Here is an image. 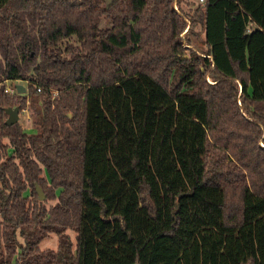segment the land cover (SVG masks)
Returning <instances> with one entry per match:
<instances>
[{"label": "trees", "instance_id": "1", "mask_svg": "<svg viewBox=\"0 0 264 264\" xmlns=\"http://www.w3.org/2000/svg\"><path fill=\"white\" fill-rule=\"evenodd\" d=\"M181 1L0 0V264H264V31Z\"/></svg>", "mask_w": 264, "mask_h": 264}, {"label": "rangeland", "instance_id": "2", "mask_svg": "<svg viewBox=\"0 0 264 264\" xmlns=\"http://www.w3.org/2000/svg\"><path fill=\"white\" fill-rule=\"evenodd\" d=\"M199 3L196 0H182L179 4V7L186 12L191 14L193 8L196 4ZM250 15L252 18V27L261 28L264 31V0H250ZM101 24L105 26L104 18H101ZM195 31L197 35L190 37V44L193 48L197 50H204L203 45V34L200 33V27L196 26ZM16 83L18 82H8L6 85L10 88L15 87ZM23 86L26 88V84L22 83ZM18 122L21 125L22 129L28 133H34L33 128V115L32 112L28 109L26 112H18ZM71 238H74V234L72 232L69 233ZM40 249H56L57 247V238L54 234L50 236V238L43 240L39 244Z\"/></svg>", "mask_w": 264, "mask_h": 264}, {"label": "water", "instance_id": "3", "mask_svg": "<svg viewBox=\"0 0 264 264\" xmlns=\"http://www.w3.org/2000/svg\"><path fill=\"white\" fill-rule=\"evenodd\" d=\"M16 91L19 94H25L26 93V88L22 84H16L15 85ZM6 113L8 115V118L6 120L7 125H12L14 123H17L18 119V108H8L6 109ZM36 193L38 195V200L43 201L45 200V196L42 193V190L39 187H36Z\"/></svg>", "mask_w": 264, "mask_h": 264}, {"label": "built area", "instance_id": "4", "mask_svg": "<svg viewBox=\"0 0 264 264\" xmlns=\"http://www.w3.org/2000/svg\"><path fill=\"white\" fill-rule=\"evenodd\" d=\"M198 1H199V3H200L201 5H203L204 0H198ZM7 83H8V82H5V89H4L5 93L10 94V95L16 94V93H17L16 88H15V87H13V88L8 87V86L6 85ZM16 84H17V83H16ZM18 84H22V82H18ZM22 85H23V84H22ZM37 91L39 92L40 89H37ZM17 94H19V93H17ZM52 96H53V97H56V92H54ZM27 110H28L27 108H24L22 111H23V112H26Z\"/></svg>", "mask_w": 264, "mask_h": 264}]
</instances>
